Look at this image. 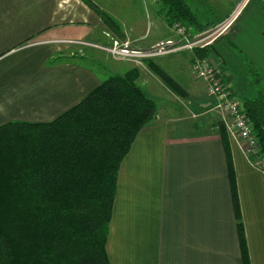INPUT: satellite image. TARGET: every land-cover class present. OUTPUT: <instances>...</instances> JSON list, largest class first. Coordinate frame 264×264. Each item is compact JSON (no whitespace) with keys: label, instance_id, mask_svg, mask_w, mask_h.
<instances>
[{"label":"crops","instance_id":"1","mask_svg":"<svg viewBox=\"0 0 264 264\" xmlns=\"http://www.w3.org/2000/svg\"><path fill=\"white\" fill-rule=\"evenodd\" d=\"M90 1L118 23L123 37L112 32L84 0H0V125L50 122L79 104L103 82L92 66L94 59L114 72L121 68L107 66L109 59L104 65L111 55L94 45L110 47L118 41L140 51L136 48L178 41L157 0L149 5L142 0L146 16L140 19L135 0ZM238 3L208 23L231 16ZM256 3L246 8L231 29L230 48L248 59L242 55L234 60L217 45L212 48L223 67H228L229 76L232 73L231 91L238 99L235 75L241 60L253 64L245 62V70L257 68L264 76V12ZM149 20H155L151 30ZM179 52L152 61L185 94L171 90L150 69V73L141 71L148 67L145 61L140 66L139 81L158 92L165 102L161 106L172 113L157 115L138 134L121 164L107 241L110 263L244 264L228 157L219 133L222 125L230 138L250 262L264 264V172L251 164L240 141L229 133L228 117L215 110L205 82L194 76L192 63L197 56L191 52L185 61L175 56ZM184 105L198 117H176L175 113H185Z\"/></svg>","mask_w":264,"mask_h":264},{"label":"trees","instance_id":"2","mask_svg":"<svg viewBox=\"0 0 264 264\" xmlns=\"http://www.w3.org/2000/svg\"><path fill=\"white\" fill-rule=\"evenodd\" d=\"M84 1L112 32L123 37L110 15L92 1ZM157 1L171 27L189 25L203 32L216 25L201 24L184 0ZM261 3L258 8L264 12ZM211 51L212 47H205L194 54L211 58ZM144 61L171 90L186 93L152 59ZM222 68L219 80L231 86L232 73L229 76L228 67ZM246 70L257 88L262 86L255 96H241V101L264 158V76L257 68ZM139 79L140 69L135 66L102 82L53 121L0 125V264H111L107 241L119 170L138 134L158 115L157 103ZM219 133L228 157L243 260L251 264L230 138L222 125Z\"/></svg>","mask_w":264,"mask_h":264},{"label":"built area","instance_id":"3","mask_svg":"<svg viewBox=\"0 0 264 264\" xmlns=\"http://www.w3.org/2000/svg\"><path fill=\"white\" fill-rule=\"evenodd\" d=\"M252 1L253 0H241L233 14L228 16L224 21L225 24L223 26H217L214 31L210 32V30L206 32L208 35H204L193 41L184 40L183 37H181L183 31L180 29L178 30V26H175L176 31L180 35L179 41L161 42L145 51H131L127 44L123 45L118 41H114L110 47L92 45L106 51L114 59L132 60L138 65H142L144 60L156 59L180 50H192L194 46L205 42L212 34L219 30L223 35L225 32L231 30L237 19L243 14L246 8L250 6ZM70 42L83 45L90 44L86 42ZM210 44V42L206 43L202 48ZM192 72L196 79L205 82L206 93L213 100L215 110L220 112L223 116L228 117L225 118V121L227 122L229 133L232 137L240 141L242 150L251 164L264 172V158L261 155V146L254 131V127L243 109L242 102L237 97L233 96L231 86L220 82L218 77L219 70L216 64L208 59L196 57L192 63Z\"/></svg>","mask_w":264,"mask_h":264},{"label":"rangeland","instance_id":"4","mask_svg":"<svg viewBox=\"0 0 264 264\" xmlns=\"http://www.w3.org/2000/svg\"><path fill=\"white\" fill-rule=\"evenodd\" d=\"M236 0H184V2L188 5H190L193 13L195 14V16L197 17V19L200 21L201 24H207L210 20H217L219 18V15H221L224 11L226 10H229L230 7H232L234 5V2ZM241 1V0H240ZM256 1V5L259 6V4H262L261 2L264 3V0H254ZM146 2H149V4H151L150 0H146ZM135 5H136V9L138 11V17L139 16H146V12H145V9H144V3L142 0H135L134 1ZM240 3H238L236 5V8L238 7ZM156 7H159V5H156L154 4ZM236 8L234 9V11L236 10ZM231 12V14H233V12ZM140 19V17H139ZM227 18H225L223 21H218V23H216V25L212 26L211 28L209 29H206L205 31L203 32H195L194 29L189 26V25H183V26H179V25H174V26H178L177 29L183 31V34L181 37H183L184 40H189V41H193L199 37H202L204 35H208V31L212 32L214 31L217 26L218 27H221L223 26L225 23L224 21L226 20ZM154 21H151L149 20L148 21V24H147V27L149 30L152 29V24H154ZM223 22V23H222ZM156 23V22H155ZM220 25V26H219ZM234 26H232L231 29L234 30ZM174 29V27H172ZM172 29V30H173ZM233 30H229L227 32H225L223 35L220 33V30L215 32L214 34H212L210 36V38H208L205 42L203 43H200L198 44L197 46H194L192 50H180L181 52L179 51H176V52H173V53H177L179 52L178 54H176L175 56H178L182 59H184L185 61L187 60V56L189 55V53H195L196 50H199V49H202V46L205 45L206 43H211L210 45L206 46V47H212L214 49V46L217 45V48L218 49H221L223 50L224 52H227L229 54L230 57H232L234 60L237 59V57H240V59L244 58L245 59V55H243L242 53H234L233 50L230 48V45H229V42L232 41V37H233ZM174 32V31H173ZM176 32V31H175ZM175 34V33H174ZM178 35V36H177ZM177 36V37H176ZM176 39H180V35L178 34V32H176ZM111 43V42H110ZM159 44V43H158ZM157 45V44H156ZM155 46V45H154ZM132 47V45H131ZM153 47V46H152ZM151 47V48H152ZM150 47L148 48H136V50H140V51H145V50H149L151 49ZM205 48V47H204ZM83 49H86V47H83ZM88 49H91V48H88ZM131 50V48H130ZM132 51V50H131ZM91 53H93L92 51H90ZM80 53V52H78ZM89 53V52H88ZM210 53H212L213 57H198L197 58H201V59H208L210 61H213L217 68L220 69V71H223V68H222V64L220 63V60H219V54L216 53V51H211ZM226 55V53H225ZM243 55V56H242ZM105 57V56H104ZM109 59V63L111 64H106V62L108 61ZM226 60V58H225ZM116 61H120V60H117V59H114L113 57H107V60H105L104 62V65L106 64L107 66H112V65H116V67L118 66H121V68H117L116 69V74H124L126 73L127 71L133 69L135 66H137L139 69H141L142 67H140V65H138L136 62L132 61L133 63L135 64H131L129 62H116ZM124 61V60H123ZM90 62V61H89ZM247 62L246 60H241V69H239V67H237V70H240L239 72H237L236 74V78H235V86L237 88L240 89L239 92L236 93L237 96L239 97H244V96H248V97H253L256 95V92L258 90L257 87H254V78L251 74V72L245 70L244 68L246 67V63ZM114 63V64H113ZM92 66L95 68V70L97 72L100 73V75L102 76V80L103 82L108 80L110 77L114 76L115 75V72L112 71L111 67L110 69L109 68H104L101 66V64H98L96 63L95 64V59L94 61L92 62ZM143 66H146V65H143ZM144 68V67H143ZM146 68V67H145ZM141 71H149V68L147 67L145 70L144 69H141ZM189 73V76L190 77H193L192 75H190V70L187 71ZM144 79L146 76V74L144 72H142ZM159 85H160V82L158 80V78H154V76H151ZM139 85L142 86V88L155 100V102L157 103L158 105V116H162L163 113H166L167 115H170L172 113V111L168 110L167 111V107L166 106H161L162 104H164L165 102L163 101V99L161 97H158L157 93L155 92H152L150 91V89H148L147 87H145L142 83V80L138 81ZM163 90V92L166 93L165 89H162L161 88V91ZM169 95V94H168ZM170 97V96H169ZM171 97H172V92H171ZM173 98V97H172ZM241 101V99H239ZM242 102V101H241ZM184 110L182 111H185V113L182 115V112L180 113H175V116L176 117H187L188 119H192L194 118V116H197L198 117V113L196 114V112L194 113L192 109H190L189 106L187 105H184L183 106ZM162 113V114H161ZM157 119V118H156ZM155 119V121H156ZM199 119V118H198ZM195 120V119H194ZM180 122H182V120H179ZM191 120H189L188 122H190ZM184 122V121H183Z\"/></svg>","mask_w":264,"mask_h":264}]
</instances>
